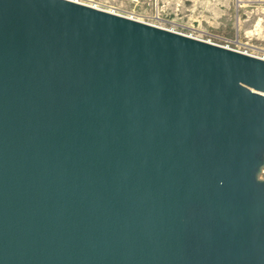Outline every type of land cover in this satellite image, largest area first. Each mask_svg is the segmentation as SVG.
Segmentation results:
<instances>
[{"label": "water", "instance_id": "1", "mask_svg": "<svg viewBox=\"0 0 264 264\" xmlns=\"http://www.w3.org/2000/svg\"><path fill=\"white\" fill-rule=\"evenodd\" d=\"M264 59L69 0H0V264H264Z\"/></svg>", "mask_w": 264, "mask_h": 264}, {"label": "rangeland", "instance_id": "2", "mask_svg": "<svg viewBox=\"0 0 264 264\" xmlns=\"http://www.w3.org/2000/svg\"><path fill=\"white\" fill-rule=\"evenodd\" d=\"M94 1L119 8L124 15L134 13L147 22L158 11L168 27L205 34L221 45L230 43L233 48L243 44L249 51L264 55L262 0H144L138 5L124 0ZM261 177L264 179V174Z\"/></svg>", "mask_w": 264, "mask_h": 264}, {"label": "built area", "instance_id": "3", "mask_svg": "<svg viewBox=\"0 0 264 264\" xmlns=\"http://www.w3.org/2000/svg\"><path fill=\"white\" fill-rule=\"evenodd\" d=\"M69 1H73V2H76V3H81V4H85V5H89V6H93V7L99 8V9H104V10H107V11H110V12H113V13H118V14L124 15V14H122V12H121V10L119 8L112 7V6H109V5H106V4H102V3L96 2L94 0H69ZM124 1L130 2V3L135 4V5H138V4L142 3V1H144V0H124ZM148 1H150V0H147V3H148ZM262 1H264V0H262ZM125 16L131 17V18H134V19H138V20L144 21L146 23H149V24L161 27V28H165V29L171 30L173 32L181 33V34L187 35L189 37L205 41L207 43L219 45V46H222V47H225V48H228V49L236 50V51L248 54V55H252V56H256V57L264 59V55H258V54H256L253 51H249V48L245 47V45H243V44H240L241 46L238 45V46H236V48H233L230 43H226L225 45H221V44L217 43L216 41H214L212 39V37L206 36L205 34L204 35L203 34H198L195 31H191L190 33H185L183 30H179L176 26L168 27L166 25V23L163 21V19H161V17L159 16L158 11H157V16L155 18H153L152 21H149V22L140 19L134 13H128ZM241 47H244L245 49L242 50Z\"/></svg>", "mask_w": 264, "mask_h": 264}]
</instances>
